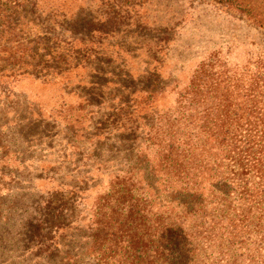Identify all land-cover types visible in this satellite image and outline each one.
<instances>
[{"label": "rangeland", "instance_id": "rangeland-1", "mask_svg": "<svg viewBox=\"0 0 264 264\" xmlns=\"http://www.w3.org/2000/svg\"><path fill=\"white\" fill-rule=\"evenodd\" d=\"M0 11L13 17L4 35L18 53L37 44V55L72 61L55 78L53 64L43 74L23 53L16 75L0 62V264H91L86 235L94 209L113 204L110 178L133 166L136 195L155 184L139 131L191 81L264 58V32L210 0H28Z\"/></svg>", "mask_w": 264, "mask_h": 264}, {"label": "trees", "instance_id": "trees-1", "mask_svg": "<svg viewBox=\"0 0 264 264\" xmlns=\"http://www.w3.org/2000/svg\"><path fill=\"white\" fill-rule=\"evenodd\" d=\"M210 1L264 32V0ZM12 20L0 11V62L12 63L6 72L21 70L22 53L37 58L43 74L52 64L54 78L69 72V57L37 55V44L18 53L19 43L4 35L13 33ZM205 78L139 131L153 152L144 163L155 178L149 196L134 193L142 171L133 166L108 181L113 204L94 209L96 227L86 235L91 264H264V58L245 73ZM123 128L138 136V125ZM55 215L47 211L51 221Z\"/></svg>", "mask_w": 264, "mask_h": 264}]
</instances>
